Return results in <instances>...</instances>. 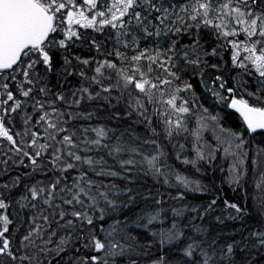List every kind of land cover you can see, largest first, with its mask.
I'll list each match as a JSON object with an SVG mask.
<instances>
[{
	"label": "snow or ice",
	"instance_id": "6c2138e0",
	"mask_svg": "<svg viewBox=\"0 0 264 264\" xmlns=\"http://www.w3.org/2000/svg\"><path fill=\"white\" fill-rule=\"evenodd\" d=\"M0 264H264V0H0Z\"/></svg>",
	"mask_w": 264,
	"mask_h": 264
},
{
	"label": "trees",
	"instance_id": "16d2710c",
	"mask_svg": "<svg viewBox=\"0 0 264 264\" xmlns=\"http://www.w3.org/2000/svg\"><path fill=\"white\" fill-rule=\"evenodd\" d=\"M241 39H243V36H241ZM85 54H86V50H85ZM229 111H231V110H229ZM232 120L234 121L235 120V117H233L232 118ZM259 142V138H257V143ZM225 191H227L228 192V194L229 195H233L234 193H232L229 189H225ZM249 191H251V189L249 190ZM194 195H197V196H200L201 194H199V193H197V194H194ZM208 197H207V195H204L203 196V199H207Z\"/></svg>",
	"mask_w": 264,
	"mask_h": 264
}]
</instances>
